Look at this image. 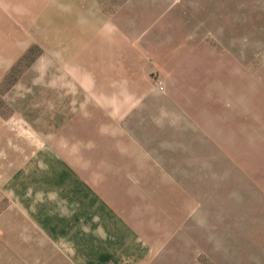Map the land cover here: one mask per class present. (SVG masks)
<instances>
[{
	"label": "rangeland",
	"instance_id": "1",
	"mask_svg": "<svg viewBox=\"0 0 264 264\" xmlns=\"http://www.w3.org/2000/svg\"><path fill=\"white\" fill-rule=\"evenodd\" d=\"M120 199L137 264H264V0H0V264H111Z\"/></svg>",
	"mask_w": 264,
	"mask_h": 264
},
{
	"label": "crops",
	"instance_id": "2",
	"mask_svg": "<svg viewBox=\"0 0 264 264\" xmlns=\"http://www.w3.org/2000/svg\"><path fill=\"white\" fill-rule=\"evenodd\" d=\"M57 117L64 116L63 110L56 113ZM130 200V199H129ZM121 204L119 207L114 205H108L105 208V221H110L111 231L109 234L110 243L112 248L110 253L107 252L104 255H97L95 260H103L105 262H111V264H137L138 261H148L153 259L154 248L147 247V251L143 250L145 241L143 240V234H146L144 230V213L139 211L135 203L128 202V199H120ZM127 201L128 204H123ZM126 207V208H125ZM96 217V214H95ZM150 214L149 220L150 222ZM150 231L152 227L148 226ZM153 232V231H152ZM151 232V233H152ZM123 249V252L117 253ZM117 253V254H115Z\"/></svg>",
	"mask_w": 264,
	"mask_h": 264
}]
</instances>
